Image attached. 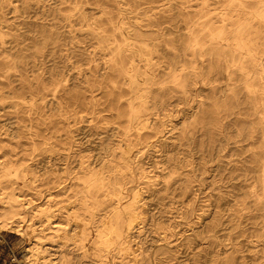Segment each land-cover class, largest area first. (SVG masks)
Instances as JSON below:
<instances>
[{
    "label": "rangeland",
    "instance_id": "obj_1",
    "mask_svg": "<svg viewBox=\"0 0 264 264\" xmlns=\"http://www.w3.org/2000/svg\"><path fill=\"white\" fill-rule=\"evenodd\" d=\"M55 1L0 0V20L9 26L7 39L21 45L29 35L26 34L28 29L39 22L38 14L57 6L62 35L57 64L65 76L74 78L79 71L97 75L101 60L72 67L80 52L91 58L88 51L91 48L87 46L92 39L86 33L75 32L78 27L72 28L65 22L71 13L78 15L84 10L89 18L105 23L109 17L116 20L121 16L119 7L126 15L128 26L132 25L130 30L137 27L143 32L146 26L157 21L163 23L162 27H168L166 39L172 40L185 22L198 19L203 4L214 13L229 2L118 0L117 5V0H73L77 1L79 9L75 11L74 2ZM24 3H28V9ZM252 7L256 8V4ZM101 11L107 15L100 16ZM70 30L74 31V39ZM59 81L60 78L55 80L60 90L57 98H53L50 93L37 95L30 88V84L36 83L30 74L18 77V72L11 71L8 79L0 78L2 93L15 97L0 102V160L7 165L17 164L26 174L23 181H10L12 187L20 189L15 192L18 198L29 202L33 208L64 206L56 213L52 225L60 229L59 236L46 240L42 248H49L53 256L61 257L62 264L264 262V216L257 208L262 192L255 189L258 178L253 177L248 166L257 145L243 134L245 126L257 122L258 116L242 99L243 104L235 115L213 121L218 117L215 108L222 105L221 99H206L201 104L204 94L200 93L161 114L159 118L165 126L157 125L155 131L141 130L144 134L140 147L143 149L135 162L147 174V179L138 185L130 178L118 177L127 189L137 187L141 196L139 204L143 203L139 208L142 225L138 231L133 230L136 232L131 243L133 250L134 245L139 247L135 251L137 258L121 255L113 259L108 255L95 263L91 242L103 229L101 220L119 199L124 204L132 192L124 193L123 199L115 196L111 189L104 190L107 187L92 193L91 197L77 194L83 187L81 167L95 166L102 152L100 147L122 138L125 118H119L118 113L124 112L127 106L124 103L117 106L111 86L103 85L101 90L85 93L77 100L75 91ZM222 84L218 81L213 86L219 88ZM30 94L41 99L33 109L25 107L21 101ZM58 104L61 114L54 110ZM185 127L188 132L182 135ZM135 135L133 133L130 139L135 140ZM49 194L51 200H47ZM75 198L78 200L70 204ZM72 206L73 218L67 211ZM29 218V223H22L18 235L0 233V264H25V248L40 251L41 246L36 247L34 241L41 227L37 217L29 215ZM12 257L16 262H10Z\"/></svg>",
    "mask_w": 264,
    "mask_h": 264
},
{
    "label": "bare ground",
    "instance_id": "obj_2",
    "mask_svg": "<svg viewBox=\"0 0 264 264\" xmlns=\"http://www.w3.org/2000/svg\"><path fill=\"white\" fill-rule=\"evenodd\" d=\"M60 2H74L75 11L79 10L77 1ZM24 4L28 9V3ZM252 4H256V8ZM207 8V4H203L198 19L185 22L172 40L166 39L170 31L168 27H162L163 23L157 21L146 26L143 32L137 27L130 30L132 25L128 26L126 15L119 7L118 14L121 16L116 20L109 17L105 23L89 18L84 10L78 15L71 13L65 22L72 28L77 26L75 32L86 33L92 39L87 46L91 48L87 49L91 58L80 52L75 56L72 67L101 60L97 75L79 71L76 78L65 76L57 64L56 56L62 46L58 27L61 18L57 6L38 14L39 22L28 29L26 34L29 35L21 45L7 39L9 26L0 20V78L8 79L11 71L18 72V77L23 73L30 74L36 80L30 88L37 95L47 96L50 93L53 98H57L60 90V84L55 80L60 78L59 82H64V87L75 91L77 100L85 93L101 90L103 85L111 86L117 97V106L123 103L127 106L124 112L118 113L119 118H125L122 138L100 147L102 152L95 166L81 167L83 187L77 194L85 193L91 197L92 193L107 187L104 190L111 189L115 196L123 199L124 193L132 192L124 204L119 199L101 220L103 229L91 242L95 263L108 255L113 259L121 255L137 258L135 251L139 247L136 244L133 250L131 243L142 225L139 208L143 203L139 204L141 196L137 187L127 189L118 177L130 178L138 185L147 179V174L135 162L142 148L144 133L141 130L155 131L157 125L165 126L160 115H164L171 106L189 102L194 94H204L201 104L206 99H221L222 105L215 108L218 117L213 121L235 115L243 104L242 99L258 116L257 122L245 126L243 134L257 145L251 152L248 166L253 177L258 178L255 189L262 192V198L258 199L257 208L264 216V0H229L214 13ZM102 15L107 14L101 11ZM73 32L69 31L72 39L75 38ZM218 81L223 84L216 88L213 84ZM48 86L53 88L50 90ZM1 90L0 86V102L9 97L15 98ZM39 100L32 94L21 99L22 105L30 109L35 108ZM60 107L58 104L54 109L59 114L62 112ZM187 132L185 127L182 135ZM133 133L136 134L135 140L130 139ZM13 170H20L17 164L7 165L0 160V176ZM12 186L10 181L0 183V233L19 234L22 223L30 222L29 215L37 217L41 228L34 244L41 246L40 251L38 248H25L24 263L62 264L61 257L53 256L49 248L42 247L46 240L59 236L60 229L52 225L55 224L56 213L64 206L33 208L29 202L19 199L16 193L14 200L5 195L13 189ZM48 196L47 200H51V194ZM76 200L78 198L70 204ZM67 211L71 218L75 217L73 206ZM135 228L136 231H133Z\"/></svg>",
    "mask_w": 264,
    "mask_h": 264
},
{
    "label": "clouds",
    "instance_id": "obj_3",
    "mask_svg": "<svg viewBox=\"0 0 264 264\" xmlns=\"http://www.w3.org/2000/svg\"><path fill=\"white\" fill-rule=\"evenodd\" d=\"M29 175H30V173H29ZM25 179H26V174L23 171L13 170V171L6 173L3 176H0V183H7V182L13 181V180L23 181ZM25 187H27V185H25ZM19 190L20 189L13 188L8 193H5V195L14 200L15 199L14 193L16 191H19Z\"/></svg>",
    "mask_w": 264,
    "mask_h": 264
},
{
    "label": "built area",
    "instance_id": "obj_4",
    "mask_svg": "<svg viewBox=\"0 0 264 264\" xmlns=\"http://www.w3.org/2000/svg\"><path fill=\"white\" fill-rule=\"evenodd\" d=\"M10 262H11V263H14V262H16V261H15V259L12 257V258H10Z\"/></svg>",
    "mask_w": 264,
    "mask_h": 264
}]
</instances>
